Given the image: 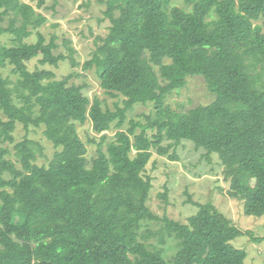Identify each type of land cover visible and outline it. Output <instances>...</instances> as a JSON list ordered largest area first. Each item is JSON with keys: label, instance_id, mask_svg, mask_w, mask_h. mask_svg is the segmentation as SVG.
I'll use <instances>...</instances> for the list:
<instances>
[{"label": "trees", "instance_id": "16d2710c", "mask_svg": "<svg viewBox=\"0 0 264 264\" xmlns=\"http://www.w3.org/2000/svg\"><path fill=\"white\" fill-rule=\"evenodd\" d=\"M176 1H108L110 33L84 68H95L105 92L120 99L112 109L70 84L74 74L56 80L53 71H31L34 58L57 67L66 56L55 55V38L47 43L39 30L47 17L35 6L0 0V35L12 36L0 43V264H245L246 249L233 241H264L210 202L189 199L198 210L187 222L160 217L150 204L154 151L167 155L186 140L219 156L246 215L264 216V0ZM35 32L37 41H26ZM7 66L15 77L1 71ZM195 76L214 101L174 109L168 98ZM138 104L153 111L122 129ZM88 121L102 134L89 140L98 145L92 158L78 131ZM19 124L44 127L55 147L48 164L37 162L29 136L15 143ZM172 239L180 248L168 260ZM11 252L17 260H2Z\"/></svg>", "mask_w": 264, "mask_h": 264}, {"label": "rangeland", "instance_id": "374dc122", "mask_svg": "<svg viewBox=\"0 0 264 264\" xmlns=\"http://www.w3.org/2000/svg\"><path fill=\"white\" fill-rule=\"evenodd\" d=\"M36 7L37 11L47 17V22L39 29L46 37L47 43L55 38L57 48L55 55L63 54L66 59L59 66L42 65V55L28 63L29 69H47L55 73L54 79L61 80L70 74V84L85 85L84 91L91 97L99 96L107 100L110 108L115 109V103L120 99L110 97L101 86V80L95 68L85 69L84 64L91 60L97 50V42L105 43L112 25L107 16L110 0H46L42 8H38V0H23ZM176 5L186 7L184 0H177ZM1 11V10H0ZM117 13L119 10H116ZM6 26L8 19L1 23ZM35 32L26 41L36 42ZM12 36L0 35V43L10 45ZM78 64L73 65L71 51ZM12 67L7 66L1 70L4 75L12 74ZM13 75V74H12ZM13 77H15L13 75ZM215 96L209 91L206 80L201 76L189 77L187 85L180 92H175L168 98L169 104L176 110L187 111L199 105L213 102ZM121 104V102H120ZM123 105V104H122ZM153 111V105H136L129 112V119L122 129L130 127L129 120L145 121V114ZM78 131L88 145V156L97 155L98 145L89 142L95 138L100 141L102 134H96L90 121L78 124ZM117 128L107 131L109 136H115ZM140 131V129H139ZM29 136L35 141L37 149V162L48 164L53 158L55 147L44 135V127H30L28 131L23 125H18L15 133V143ZM15 143H6L5 146L13 149ZM176 149L177 158H171ZM148 173L153 178V191L150 204L160 217H168L177 221L187 222L189 216L196 214L198 207L189 199L198 203H213L230 220L231 224L242 230H251L255 236H264V216H249L244 213V201L232 198L229 195L230 182L225 179V166L217 154L208 155L204 149H197L189 141H182L178 146L171 148L167 155H160L154 151L148 164ZM167 192L166 199L162 194ZM162 223L152 222L150 227L160 229ZM238 248L246 249L248 256L245 264H264V241L255 242L250 237H238L233 241ZM178 240H168L164 256L170 260L179 250ZM6 262L18 259V255L11 252L1 256Z\"/></svg>", "mask_w": 264, "mask_h": 264}]
</instances>
